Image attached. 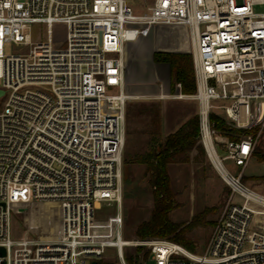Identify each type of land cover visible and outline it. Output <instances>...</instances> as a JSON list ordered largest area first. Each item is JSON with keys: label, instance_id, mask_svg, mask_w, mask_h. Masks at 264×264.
<instances>
[{"label": "built area", "instance_id": "2783aa9c", "mask_svg": "<svg viewBox=\"0 0 264 264\" xmlns=\"http://www.w3.org/2000/svg\"><path fill=\"white\" fill-rule=\"evenodd\" d=\"M257 5L264 0H153L138 13L127 0H0V264H98L109 248L129 264V245L149 247L136 264H264V193L243 182L264 132V11ZM32 23L45 26L46 39H32ZM55 23L66 25L64 47ZM155 24L189 29L196 90L183 93L177 82L179 92L161 85L158 96L198 101V140L230 188L201 254L162 238L124 237L123 148L133 97L125 46ZM6 42L22 47L5 53ZM213 112L248 132L220 138ZM226 159L241 165L237 174ZM42 201L59 205L57 235L14 238L15 206ZM114 205L113 215L98 217Z\"/></svg>", "mask_w": 264, "mask_h": 264}, {"label": "rangeland", "instance_id": "374dc122", "mask_svg": "<svg viewBox=\"0 0 264 264\" xmlns=\"http://www.w3.org/2000/svg\"><path fill=\"white\" fill-rule=\"evenodd\" d=\"M127 2L136 12L142 13L153 0ZM255 9L264 11V5H257ZM54 30L56 43L66 46V25L55 23ZM30 32L34 41L46 39V29L41 23H32ZM183 46L191 53L189 29L187 26L174 24H155L148 35H140L136 40L128 41L125 46L126 91L133 96L126 105L127 108L131 107V112L129 117L126 112L123 148L122 209L123 231L127 240L145 239L136 235V228L140 222L150 218L154 205L153 187L149 181L146 164L139 161L141 155H146L152 148H160L168 133L175 131L187 118L198 114L196 99L158 96L161 85L165 92L179 91L177 83H172L170 66L167 62L156 61L155 51L177 52L183 49ZM21 47V44L6 42L4 50L5 53H11ZM117 91V88L108 89V92ZM218 134L221 138L222 134L220 132ZM203 148L204 152H200L194 147L184 156V160H175L169 164L171 187L176 202L175 208L170 212V219L179 224L177 232L181 228L184 229L183 235L191 243L192 248L171 238L161 237L179 243L198 254L206 250L214 224L230 195L229 186L222 179L204 146ZM263 155L264 132L259 136L255 152L243 170V182L262 193H264V159L261 158ZM224 163L233 174H237L241 169V165H237L232 159H226ZM235 200L243 201L238 194ZM115 211V205L101 207L97 214L100 219H107ZM197 215H200L201 219L196 224L189 225ZM57 224H59L57 202L20 204L14 209L12 235L14 238L53 237L58 233ZM125 255L129 264H136L148 257L149 247L129 245L125 249ZM129 257H132V260H129ZM100 261L102 264H120L114 248H109ZM153 263V260L147 262Z\"/></svg>", "mask_w": 264, "mask_h": 264}, {"label": "trees", "instance_id": "16d2710c", "mask_svg": "<svg viewBox=\"0 0 264 264\" xmlns=\"http://www.w3.org/2000/svg\"><path fill=\"white\" fill-rule=\"evenodd\" d=\"M154 58L158 62H167L170 66L172 83L181 82L183 93H193L196 90L193 56L190 52L156 50ZM128 117L131 107H126ZM211 119L215 128L231 139H238L248 132L246 129L236 128L221 114L213 112ZM237 134V135H235ZM199 116L189 117L178 129L168 133L160 148H152L146 155H141L139 161L146 164L149 181L153 187L154 205L150 218L140 222L136 228V235L140 238L168 237L186 247L192 248L191 243L184 237L183 228L178 232L179 224L170 219V212L175 208V194L171 187L169 164L175 160H184V156L194 147L204 152L199 142ZM264 159V155L261 156ZM127 162V157H125ZM244 176V174H243ZM197 215L189 225L196 224L201 218ZM132 260V257H129ZM98 264H102L99 260ZM112 264V263H110Z\"/></svg>", "mask_w": 264, "mask_h": 264}, {"label": "water", "instance_id": "95a60500", "mask_svg": "<svg viewBox=\"0 0 264 264\" xmlns=\"http://www.w3.org/2000/svg\"><path fill=\"white\" fill-rule=\"evenodd\" d=\"M4 94V89L0 88V97ZM91 264H97V260H93Z\"/></svg>", "mask_w": 264, "mask_h": 264}, {"label": "crops", "instance_id": "0c3cea01", "mask_svg": "<svg viewBox=\"0 0 264 264\" xmlns=\"http://www.w3.org/2000/svg\"><path fill=\"white\" fill-rule=\"evenodd\" d=\"M127 44H128V43H127ZM180 51H182V52H188V51H186V50L184 49V46H183V49H181ZM168 65H169V64H168ZM182 99H187V98H182ZM197 106H198V108H199V105H198V104H197ZM187 119H188V118H187ZM187 119H186V120H187ZM186 120H185V121H186ZM185 121H184V122H185ZM181 125H182V124H181ZM181 125H180V126H181ZM180 126H179V127H180ZM179 127H178V128H179ZM178 128H177V129H178Z\"/></svg>", "mask_w": 264, "mask_h": 264}, {"label": "bare ground", "instance_id": "6f19581e", "mask_svg": "<svg viewBox=\"0 0 264 264\" xmlns=\"http://www.w3.org/2000/svg\"><path fill=\"white\" fill-rule=\"evenodd\" d=\"M58 223V222H57ZM57 227H58V229H59V224H57ZM44 237V236H43Z\"/></svg>", "mask_w": 264, "mask_h": 264}]
</instances>
